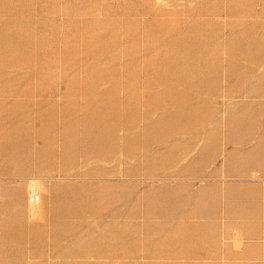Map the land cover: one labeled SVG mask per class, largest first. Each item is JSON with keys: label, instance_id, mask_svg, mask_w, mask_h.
Masks as SVG:
<instances>
[{"label": "rangeland", "instance_id": "rangeland-1", "mask_svg": "<svg viewBox=\"0 0 264 264\" xmlns=\"http://www.w3.org/2000/svg\"><path fill=\"white\" fill-rule=\"evenodd\" d=\"M261 127L264 0H0V264H235L155 205Z\"/></svg>", "mask_w": 264, "mask_h": 264}, {"label": "crops", "instance_id": "crops-1", "mask_svg": "<svg viewBox=\"0 0 264 264\" xmlns=\"http://www.w3.org/2000/svg\"><path fill=\"white\" fill-rule=\"evenodd\" d=\"M234 132L236 138H246L254 132L249 151H236L227 154L224 161L194 168L188 163L167 168L171 171L166 174L171 177L164 179L184 182L186 187L162 189L158 195L165 203L160 204L157 199L155 216L171 235L186 236L194 232L189 227H200L208 244L198 253L209 259L235 260V264L236 260L246 259L252 261L249 263L264 264V127ZM192 181L202 184L195 187L190 185ZM244 243L251 247H244ZM179 249L188 251L187 247Z\"/></svg>", "mask_w": 264, "mask_h": 264}, {"label": "built area", "instance_id": "built-area-1", "mask_svg": "<svg viewBox=\"0 0 264 264\" xmlns=\"http://www.w3.org/2000/svg\"><path fill=\"white\" fill-rule=\"evenodd\" d=\"M38 200V196L35 195V196H31V201L32 202H36Z\"/></svg>", "mask_w": 264, "mask_h": 264}]
</instances>
